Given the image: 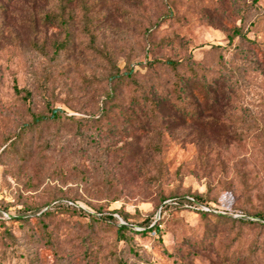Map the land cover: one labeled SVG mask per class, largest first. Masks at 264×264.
<instances>
[{
  "label": "rangeland",
  "instance_id": "1",
  "mask_svg": "<svg viewBox=\"0 0 264 264\" xmlns=\"http://www.w3.org/2000/svg\"><path fill=\"white\" fill-rule=\"evenodd\" d=\"M62 13L71 42L56 55L66 32L46 17ZM235 26L252 44H229ZM167 59L184 65L172 70ZM113 68L132 69L137 87L120 88L115 103L127 115L113 108L105 118ZM194 74L231 93L230 140L180 115L176 82ZM48 102L85 120L61 133L46 127L26 162L2 155L30 110L45 112ZM99 129L106 137L95 144ZM103 165L107 177L97 174ZM208 208L225 217L198 211ZM258 213L264 0H0V264H264ZM150 220L159 230H146Z\"/></svg>",
  "mask_w": 264,
  "mask_h": 264
},
{
  "label": "trees",
  "instance_id": "2",
  "mask_svg": "<svg viewBox=\"0 0 264 264\" xmlns=\"http://www.w3.org/2000/svg\"><path fill=\"white\" fill-rule=\"evenodd\" d=\"M46 18H48V20L50 21L53 20L55 22L60 23L66 32L65 38L62 41H56L53 45L54 52L56 53V55L68 51L69 44L71 42V32L69 29L68 19H65L63 17V13L59 16L48 15ZM236 39L247 40L246 36L242 31V28L239 26H235L231 30V33L228 35L230 45H233ZM247 41L248 43L252 44L250 40ZM161 63L175 71L184 65V62L182 60L173 59H167L165 61H161ZM225 74L226 73H224L223 77L225 76ZM136 83L137 81L134 79V73L132 69L126 70L124 73H122L119 68H113L110 74L107 76V84L109 86L105 94V100H103V104L100 107L101 116L105 118L109 117L111 113H115L116 111L113 108L118 109L120 113L127 115L128 112L124 110L123 105H118L115 102L119 99V92L121 87H127L129 85L136 86ZM221 83L222 81L216 77L209 79L206 76H201L200 78L199 75L194 74L190 76L184 75L179 77V80L178 82H176L175 86L177 88L176 92L178 95L177 98L179 100L178 107L180 115L185 119V121H188L189 123L204 129H222L223 133L221 134L220 138L223 139V141H227L231 139L232 134H235L233 127L229 126L227 123L228 119H230L232 116V111L231 108H229V105H232L233 98L228 89H224L221 87ZM16 92L18 94H21L22 90L16 88ZM31 97L32 93L30 91H25V100H29ZM142 98L144 99V101L152 102V104L154 103V105L157 106V102L153 94L149 96L146 91H142ZM111 103L115 104L111 106ZM143 103L144 105L147 104L146 102ZM93 119L90 120V122H94ZM84 120L85 119L77 118L75 116H68L62 109L55 108L50 102H48L46 105L45 112H35L32 109L30 110V120L23 122L19 126L18 131L16 133L8 136L7 139H5L1 147V154H12L14 156L18 155L21 157V159L25 160L26 162L28 159H31L33 157L32 151L36 142L35 136L38 134L42 135V133L45 132L46 127L50 125L58 126L57 131L61 133L64 123H82V121ZM106 133L107 132H102V130L99 129L100 136L98 137L100 138L92 137L93 142L95 144H98L97 139H104L106 137ZM105 173H107V171L103 165V168L101 170L98 169L97 174L99 176L107 177V174ZM199 197L202 198V196L194 195L191 198V201L193 203H195L196 200L200 201ZM164 201H166V199ZM202 203H205V205H209L208 202ZM69 204L70 205H68L67 203V205L65 206H67L70 210L82 212V210L78 209L73 202H70ZM60 206L61 205H57L54 207L57 209ZM198 211L203 217H206L208 215L225 217L222 214L213 213L216 212V210H212L211 208H208L207 210L199 209ZM49 214L51 213L48 211L46 213H43L42 215L45 216ZM103 216V214H100V219L105 218ZM256 216L260 218V220H264L263 214L258 213L256 214ZM35 217L29 216L24 218L20 216L18 218L25 221H29L34 219ZM108 219L116 220L113 214L109 215ZM124 219L127 220L125 216ZM151 223L152 222L150 220L145 224V226L147 227L146 230H159L157 225L153 226L152 228H148ZM118 230L123 233L125 230H128V227L123 225L120 226Z\"/></svg>",
  "mask_w": 264,
  "mask_h": 264
}]
</instances>
